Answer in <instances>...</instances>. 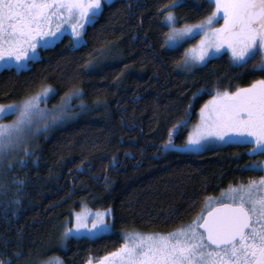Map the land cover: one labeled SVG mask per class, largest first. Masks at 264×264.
Here are the masks:
<instances>
[{
	"label": "trees",
	"instance_id": "16d2710c",
	"mask_svg": "<svg viewBox=\"0 0 264 264\" xmlns=\"http://www.w3.org/2000/svg\"><path fill=\"white\" fill-rule=\"evenodd\" d=\"M168 3H103L81 44L73 46L64 34L40 48L26 68L0 69V103L19 102L43 86L54 89V102L78 89L73 102L81 103L74 105V118L50 127L22 163L0 174V260L26 257L45 240L58 239L65 219L83 204L110 208L112 232L69 237L46 253L64 264H86L118 248L126 233L168 232L192 221L208 196L261 173L248 166L264 152L246 154L250 144L165 148L169 139L185 142L199 109L217 90L264 77L253 69L259 54L236 66L225 46L191 73L182 70L184 46L165 44L162 18L173 10L176 25L193 23L214 5L182 0L169 9ZM17 180L23 181L20 191Z\"/></svg>",
	"mask_w": 264,
	"mask_h": 264
},
{
	"label": "snow or ice",
	"instance_id": "6c2138e0",
	"mask_svg": "<svg viewBox=\"0 0 264 264\" xmlns=\"http://www.w3.org/2000/svg\"><path fill=\"white\" fill-rule=\"evenodd\" d=\"M181 2L169 0L167 7L175 8ZM209 4L214 5L212 11L195 23L176 27L177 17L171 10L162 18L168 25L166 45L174 47L179 41L200 36L195 45L185 48L182 66L204 63L226 46L236 66L246 65L259 54L253 69L264 71V0H209ZM101 10L102 0H0V65L26 68L40 47H47L69 29L73 46L78 45L86 25ZM220 18L223 23L217 25ZM52 91L50 86H43L19 103H0V114L16 113L14 120L0 122V157L21 146L24 156L31 154L25 138L48 127V112L40 102ZM73 95H80V91L74 89L62 97L51 113L52 121L67 115L68 100ZM199 113L200 119L189 131L187 141L173 145L169 139L165 148L193 149L224 141L250 144L248 155L264 152V77L235 91L217 90ZM40 120L45 121L43 126ZM168 133L171 137V128ZM248 167L264 171V161L252 162ZM16 183V191H20L23 181ZM228 192L230 203L212 207L215 201L209 200L211 210L187 225L167 233L130 232L124 243L101 257L98 264H264V176L230 187ZM110 214V209L97 211L88 224L74 212V220L63 229L62 238L73 233L94 237L107 232L110 228L105 217Z\"/></svg>",
	"mask_w": 264,
	"mask_h": 264
},
{
	"label": "rangeland",
	"instance_id": "374dc122",
	"mask_svg": "<svg viewBox=\"0 0 264 264\" xmlns=\"http://www.w3.org/2000/svg\"><path fill=\"white\" fill-rule=\"evenodd\" d=\"M111 0H102V5L103 3H108L110 2ZM173 11V10H171ZM195 23V22H193ZM223 23V19L220 18L217 20L216 24L219 25ZM164 24L167 26L168 28V25L165 23L164 21ZM181 26V25H180ZM179 25H176V27H180ZM168 31V30H167ZM64 34H68L70 35L72 41H73V37L71 36L70 34V29L61 33L59 36H57L54 40H52L50 42V44L54 43L55 41H57L61 36H63ZM200 39V36L199 34L192 37V38H188V39H185V40H182V41H179L177 43L176 46L174 47H178V46H184V50L185 48H189L190 46L192 45H195L197 43V41ZM82 42H83V35H82ZM81 42V43H82ZM79 43V44H81ZM49 44V45H50ZM78 44V45H79ZM168 47H172V46H169L167 45ZM226 47V46H225ZM40 48H44V47H40ZM40 48L38 50V55L36 58L39 57L40 55ZM227 48V47H226ZM221 50V49H220ZM220 50L219 52H215L213 55L209 56L206 61L214 56H217L219 53H220ZM184 54V53H183ZM35 58V59H36ZM34 60V59H33ZM205 61V62H206ZM204 62V63H205ZM203 64V63H201ZM201 64H194L190 67H184L182 66V63L180 64V67L182 68V70H184L185 72H188V73H191L197 66L201 65ZM28 65H29V62H28ZM27 65V66H28ZM2 67H5V65H0V69ZM11 67H14V66H11ZM15 68V67H14ZM16 69V68H15ZM51 87V86H50ZM52 88V87H51ZM52 92L49 93L48 97L46 100H41L40 102V106L41 108H45L48 112V127L45 129L43 127H41V129L39 131H37L35 134H30L28 135L26 138H25V143L27 144L29 150H30V153L33 152V150L36 149L37 145H38V142H39V139L40 137L43 135L44 132H46L50 127H53V126H56L60 123H64L66 122L67 120H70L72 118H74L76 115H77V111L74 110V105L75 107L78 106V107H81V103L80 102H76L74 104L73 102V99L77 98L78 95H73L69 100H68V104L70 105V107H68L66 109V112H67V115L64 116L63 119H57L56 121H52L51 120V113L53 112L55 106L59 105L61 102H62V98L59 100V101H56L54 102L53 101V94H54V89L52 88ZM40 91V90H38ZM37 91V92H38ZM232 91H235L232 90ZM36 93V92H35ZM34 93V94H35ZM216 93H214L213 95H215ZM212 95V96H213ZM65 96V95H64ZM63 96V97H64ZM212 96H210L207 100H209ZM206 100V101H207ZM22 101V100H21ZM19 101V102H21ZM19 102H16V103H19ZM6 104V103H5ZM204 104V103H203ZM15 116H16V113H10V114H0V122H4V123H7V122H10L12 120L15 119ZM200 119V113L198 111V115H197V119L189 126V130H188V133L189 131H191L194 126L196 125V123L199 121ZM39 124L41 126H43L44 122L43 120H40L38 121ZM35 127V125H33ZM188 133H187V136H186V139H185V142L187 141V137H188ZM184 142V143H185ZM184 143H180V144H176V143H173V145H182ZM227 142H224V141H215V142H208V143H205L203 144L201 147L199 148H193V149H181V148H176V147H171L173 150H176V151H188V152H191V151H201L203 149H206V148H210V147H213V146H218V145H222V144H225ZM24 156V151H23V146H21L20 148H17V149H14V150H11L7 155L3 156V157H0V174L2 172H4L8 167H10L13 163L17 162V161H20V158ZM29 156V155H28ZM28 156H24V159ZM9 160L12 161L11 164H9ZM259 161H264V158L260 157L258 161H255V162H259ZM254 169V168H253ZM256 171H259L261 172L259 175H257L256 177L252 178V179H258L260 176H264V171H261V170H257L255 169ZM249 181V180H248ZM247 182H244V183H240V184H237V185H231L225 189H223L219 194H216V195H210L206 198L205 200V203L203 205V208L201 210V213L205 212L207 209H209V207L207 206L209 200L211 201H215V203L212 204V206L216 205V204H219V203H223V202H231L230 199H229V192H228V189L230 187H235V186H238V185H241V184H247ZM104 209H110V208H94V207H91L90 205L88 204H83L82 207L78 210H73L71 212V214L65 219V222H64V225H63V229L65 227H70L71 226V223L73 222L74 220V216H73V213H80V216H81V219L82 220H86L88 224H91V218L94 217L95 213L97 211H103ZM200 213V214H201ZM199 215V214H198ZM197 215V216H198ZM197 216L194 218L196 219ZM105 219L108 221V224H109V228L110 230L107 231V232H104V233H101L99 235H102V234H107V233H110L113 231V227H112V223H111V214L110 215H107L105 217ZM193 219V220H194ZM192 220V221H193ZM67 221V223H66ZM192 221L184 224V225H187L189 223H191ZM182 225V226H184ZM180 226V227H182ZM179 228V227H178ZM62 232L63 230L61 231V233L59 234V237L58 239L52 237V238H49L47 240L44 241V244L42 247H40L38 250L36 251H33L30 255L26 256V257H20L19 254L15 255V258H6V259H3V260H0V261H4L5 264H40L41 261H51V264H57V262H62V264H64V262L62 261V259L57 255V254H48L46 255L47 252H49V250L54 246V245H62L65 240H67L69 237H89L87 235H84V234H71L65 238H62ZM131 232H140V233H167V232H141V231H131ZM169 232V231H168ZM130 233V232H129ZM129 233H126L125 236ZM97 235V236H99ZM96 237V236H94ZM89 238H93V237H89ZM124 243V242H123ZM120 247V246H119ZM104 256V255H103ZM101 256V257H103ZM97 258L95 260H89L86 262V264H98V261L100 260V258Z\"/></svg>",
	"mask_w": 264,
	"mask_h": 264
},
{
	"label": "water",
	"instance_id": "95a60500",
	"mask_svg": "<svg viewBox=\"0 0 264 264\" xmlns=\"http://www.w3.org/2000/svg\"><path fill=\"white\" fill-rule=\"evenodd\" d=\"M109 167L113 168L114 167V164H110ZM75 172L77 173H81L82 170L80 168H78L77 170H75ZM71 188H73V184L71 185ZM224 203H230V202H223V203H220V204H224ZM216 205L212 206V207H215ZM211 209L209 208L207 211H205L204 213L210 211Z\"/></svg>",
	"mask_w": 264,
	"mask_h": 264
}]
</instances>
